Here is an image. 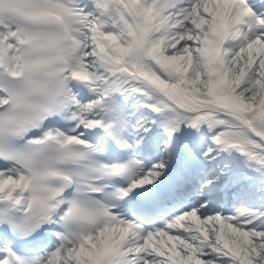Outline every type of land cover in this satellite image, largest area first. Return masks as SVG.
<instances>
[{
	"label": "snow or ice",
	"instance_id": "obj_1",
	"mask_svg": "<svg viewBox=\"0 0 264 264\" xmlns=\"http://www.w3.org/2000/svg\"><path fill=\"white\" fill-rule=\"evenodd\" d=\"M0 264H264V0H0Z\"/></svg>",
	"mask_w": 264,
	"mask_h": 264
}]
</instances>
